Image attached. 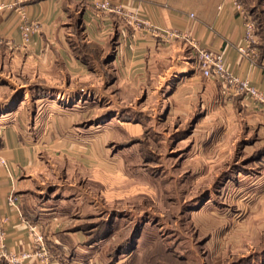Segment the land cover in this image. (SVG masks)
<instances>
[{
  "label": "rangeland",
  "instance_id": "rangeland-1",
  "mask_svg": "<svg viewBox=\"0 0 264 264\" xmlns=\"http://www.w3.org/2000/svg\"><path fill=\"white\" fill-rule=\"evenodd\" d=\"M111 48L70 94L29 95L43 138L29 187L84 235L85 264H264V147L180 84L105 67Z\"/></svg>",
  "mask_w": 264,
  "mask_h": 264
},
{
  "label": "crops",
  "instance_id": "crops-1",
  "mask_svg": "<svg viewBox=\"0 0 264 264\" xmlns=\"http://www.w3.org/2000/svg\"><path fill=\"white\" fill-rule=\"evenodd\" d=\"M96 1L23 0L20 6L27 18L38 23L28 43L22 41L15 9L0 10V114L11 112L9 118L0 117V153L6 160L0 163V217H7L0 223L4 232L0 243L11 251L29 247L28 225L36 223L37 232L52 242L55 256L50 264H85L81 253L88 250L81 246L83 234L67 231L68 216L58 211L59 202L44 201L37 189L29 187L33 170L41 163L38 145L43 138L36 133L39 116L26 115V110L29 95H68L71 76L93 69L95 61L77 50L92 44L100 49L115 46L105 67L116 65L127 76L180 84L193 107L211 106V114L218 118L223 107L233 125L242 124L254 136L252 143L264 147V107L244 95L223 96L219 79L204 76L195 59V46L220 51L232 74L264 89V36L257 34L256 61L241 55L237 45L242 42L243 19L231 4L225 1L218 9L222 0H115L125 4L127 14L139 15L142 22L136 25L122 14L99 11ZM9 195L15 197L13 202ZM67 257L69 263H64ZM20 264L41 263L32 259Z\"/></svg>",
  "mask_w": 264,
  "mask_h": 264
},
{
  "label": "built area",
  "instance_id": "built-area-1",
  "mask_svg": "<svg viewBox=\"0 0 264 264\" xmlns=\"http://www.w3.org/2000/svg\"><path fill=\"white\" fill-rule=\"evenodd\" d=\"M22 1L23 0L0 2V10L3 8H8L9 10L11 8L15 9L17 14V27L21 34L22 41L23 43H28L31 40L32 33L37 30L38 23L27 18L25 11L20 6V2ZM225 1L231 4L243 19L242 42L237 45V50L247 60L254 62L259 56L255 45L257 42L256 21L241 0H222L217 8L221 9ZM95 6L102 12L122 14L130 23L137 25L142 22V19L137 13L127 14L125 12V4L121 1L97 0ZM190 16H193V14L190 13ZM195 48V59L199 70L204 76L219 79L223 96L244 95L248 97L253 104L264 107V89L252 85L247 78L232 74L226 66V61L222 52L211 51L207 48L198 46H195ZM5 162V158L0 153V163L4 164ZM14 200L15 197L13 195L8 196L9 202H13ZM6 220L7 217H0V223H4ZM28 228L32 234L29 247L20 251H11L6 248L4 243H0V263L5 260L10 264H20L34 259L41 264H50L51 259L55 256L52 242L41 233L37 232V229H39L38 224L31 223L28 225ZM3 235L4 232L1 230L0 236Z\"/></svg>",
  "mask_w": 264,
  "mask_h": 264
},
{
  "label": "trees",
  "instance_id": "trees-1",
  "mask_svg": "<svg viewBox=\"0 0 264 264\" xmlns=\"http://www.w3.org/2000/svg\"><path fill=\"white\" fill-rule=\"evenodd\" d=\"M255 1V0H241V2L245 3L246 6L248 7V11L251 13V15L253 16V18L256 21V25H257V34H261L262 36H264V19H261L260 16H258L260 13L261 15L264 14V9H261V12H258L260 9V5L264 4V0H257L259 1L258 6L255 5H249L250 2ZM259 32V33H258ZM100 50V47L98 45H90L87 46L86 48L84 47L81 50H77L79 52L88 54L90 57L91 55L93 56L94 53H98V51ZM96 56H94L95 58Z\"/></svg>",
  "mask_w": 264,
  "mask_h": 264
}]
</instances>
